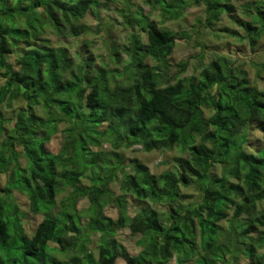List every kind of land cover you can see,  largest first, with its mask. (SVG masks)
Instances as JSON below:
<instances>
[{
  "label": "trees",
  "instance_id": "trees-1",
  "mask_svg": "<svg viewBox=\"0 0 264 264\" xmlns=\"http://www.w3.org/2000/svg\"><path fill=\"white\" fill-rule=\"evenodd\" d=\"M111 1L0 0V105L24 101L11 129L6 123L12 119L0 110V175L9 172L0 180V264H116L118 256L128 264L173 258L176 264H236L241 255L247 264H264V252L258 253L264 249V138L258 146L251 138L254 129L264 135V86L252 84L227 55L181 76L190 61L173 65L170 57L190 35L160 27L142 6L130 14L117 9L128 42L112 41L101 65L93 54H71L69 40L81 41L88 30L81 20ZM234 1L244 9L242 18ZM242 1L149 3L160 7L164 20L204 6L209 30L226 14L254 49L264 36V0ZM49 29L61 44L46 36ZM219 31L243 36L228 27ZM200 49L201 63L206 45ZM61 122L67 123L64 141L54 153L46 143ZM106 142L112 151L99 150ZM135 146L180 147L181 153L155 174L138 158L123 163L119 149ZM120 174L123 193L114 196L110 183ZM66 187L72 190L57 210ZM192 187L197 199L185 205L191 194L183 189ZM13 190L27 196L30 212L43 214L31 234L18 203L7 207ZM83 198L89 206L78 210ZM130 198L139 204L134 216ZM111 203L119 208L116 219L105 212ZM163 203L170 209L159 211L155 204ZM125 228L137 237V254L116 238ZM92 234L99 235L97 251L89 247Z\"/></svg>",
  "mask_w": 264,
  "mask_h": 264
},
{
  "label": "rangeland",
  "instance_id": "rangeland-1",
  "mask_svg": "<svg viewBox=\"0 0 264 264\" xmlns=\"http://www.w3.org/2000/svg\"><path fill=\"white\" fill-rule=\"evenodd\" d=\"M252 1L254 0H244L241 3ZM128 3L130 4V7H128ZM150 3L149 0H112L111 5H109V8L107 9L103 7L100 9H93L86 15L85 19L81 20V22L88 27V30L81 38V41L73 43L71 40H69L70 42L67 43L71 54L75 56H83L85 59L93 54L95 57V64L101 65L104 57L108 54V47L112 41H114V44L119 46L128 42L129 31L124 28V25L122 24L124 18L118 14L117 9H123L126 14H130L133 11H136L138 6H142L144 7L145 12L152 11L151 18L155 20L160 27L168 28L176 33H182L183 31H186L190 35V38L188 39L178 40L174 48V52L170 57V63L173 65L183 60L190 61L187 71L182 73L181 76L196 73V68L207 64L219 55H227L231 62H234L236 65L242 66L247 70L252 84L259 87L264 86V36L259 39L258 42H256L253 49L250 41L247 38L245 39L246 33L241 30L237 24L234 23L226 14H224L222 16V20L215 25L214 30H209L204 27V19L206 16L204 6H189L185 9L184 14L180 18L164 20L160 7L155 4L153 7L150 5ZM234 3H236L238 6L237 15L242 18L244 9L239 2L234 1ZM226 27L239 30L243 35L242 38L231 36L229 33L222 34L219 31V29ZM46 36L52 40L54 45L57 46L61 44L59 43L56 35L52 34L51 29L47 31ZM203 44L206 45V54L203 62L200 63L202 60L198 58V55L201 50L200 45ZM14 56L15 54L12 56V60L15 61L16 57ZM123 57L126 58V56ZM177 70L178 68L174 67L172 73L177 72ZM23 104L24 101L15 100L10 105L7 103L0 105V110L3 112L4 117L12 119L6 123V127H8V129H11L12 125L14 124V118L17 110ZM38 111L40 114H43L41 107H39ZM209 115L210 112L206 110L205 117H209ZM66 124V122H61L59 124L58 132L50 135L46 146L51 152L56 153L60 150L64 141L63 129L67 127ZM39 135H46V133L44 130H42ZM251 138L254 145L258 146L262 143L264 135L259 129H254ZM1 141H3V136ZM179 148L180 147H176L172 150L154 149L151 151H146L141 146H135L133 148L121 147L119 152L124 156L123 163L125 165L129 163L130 159L138 158L141 162L149 167L152 173L161 174L170 168L173 163V158L177 155H180L181 151ZM113 149V145L107 142L99 148V150L102 152H109ZM22 163H24L23 159ZM0 177L1 183H4L5 179L9 177V172L6 174H1ZM122 178L123 176L120 174L118 178L110 183V187L114 191V196L123 193L121 190ZM82 184L86 185L90 184V182L88 179L83 178ZM71 190V187H66L63 189V191L58 193L56 198L57 210L62 208V202L66 200ZM183 190L184 192L191 194V197L184 199L183 202H177L175 205H179L181 202L187 205L197 199L198 194L195 188H184ZM13 195L14 197L7 203V207L10 208L13 203H18L19 210L17 213H20L21 217H23L21 219L22 223L25 226L26 231L31 234L36 226L42 221L43 214H34L30 212L28 207V198L25 194L21 193L20 191L13 190L12 196ZM88 206V199L83 198L78 202L77 208L78 210H83L87 209ZM155 206L159 211L170 209L171 207L168 203L155 204ZM56 209H54V211H56ZM138 210V201L134 202V200L132 201L130 198L128 200L129 215L134 216ZM105 212L108 216L116 219L119 215V208L116 204L111 203L106 206ZM13 216L14 215L11 214V217ZM116 238L126 248L128 254L134 255L140 250V247H138L136 244L137 237L133 236L128 228L120 230L116 234ZM235 239L236 241L242 242L241 239ZM235 239L233 240V243H235ZM98 244L99 235L92 234L89 247L94 251H97L95 248L98 246ZM263 252L264 249H260V251H258V253ZM175 261L176 259L173 258L169 264H176ZM248 261L249 260L246 259L244 255H241L236 262L232 263L247 264ZM116 264L128 263L125 259H123L122 256H118Z\"/></svg>",
  "mask_w": 264,
  "mask_h": 264
}]
</instances>
